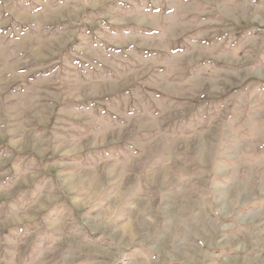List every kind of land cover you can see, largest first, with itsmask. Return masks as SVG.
Segmentation results:
<instances>
[{
	"label": "rangeland",
	"instance_id": "obj_1",
	"mask_svg": "<svg viewBox=\"0 0 264 264\" xmlns=\"http://www.w3.org/2000/svg\"><path fill=\"white\" fill-rule=\"evenodd\" d=\"M0 264H264V0H0Z\"/></svg>",
	"mask_w": 264,
	"mask_h": 264
}]
</instances>
